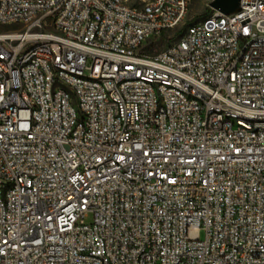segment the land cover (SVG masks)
Segmentation results:
<instances>
[{"label": "built area", "instance_id": "1", "mask_svg": "<svg viewBox=\"0 0 264 264\" xmlns=\"http://www.w3.org/2000/svg\"><path fill=\"white\" fill-rule=\"evenodd\" d=\"M192 1L0 0V264H264V0Z\"/></svg>", "mask_w": 264, "mask_h": 264}, {"label": "rangeland", "instance_id": "2", "mask_svg": "<svg viewBox=\"0 0 264 264\" xmlns=\"http://www.w3.org/2000/svg\"><path fill=\"white\" fill-rule=\"evenodd\" d=\"M212 0H193L190 4L187 16L184 22L174 29H170L166 32V38L170 40L166 45L170 42L179 39L182 34L185 32L187 27L194 22H199L203 20V15L209 10L210 3ZM8 27L0 26V31L7 30ZM160 38H156L155 42H159ZM165 45V46H166ZM201 239H205V232L200 233Z\"/></svg>", "mask_w": 264, "mask_h": 264}, {"label": "water", "instance_id": "3", "mask_svg": "<svg viewBox=\"0 0 264 264\" xmlns=\"http://www.w3.org/2000/svg\"><path fill=\"white\" fill-rule=\"evenodd\" d=\"M241 0H212L210 8L224 15H230L239 11Z\"/></svg>", "mask_w": 264, "mask_h": 264}, {"label": "trees", "instance_id": "4", "mask_svg": "<svg viewBox=\"0 0 264 264\" xmlns=\"http://www.w3.org/2000/svg\"><path fill=\"white\" fill-rule=\"evenodd\" d=\"M213 10L212 9H209L204 15H203V20L208 18L209 16H211L213 14ZM195 23V22H194ZM193 24V23H191ZM190 24V25H191ZM166 32L167 31H164L160 34V41L159 42H155V43H152L151 44V47L154 48V49H157L158 51L161 50L162 48L165 47V45L170 41L166 38Z\"/></svg>", "mask_w": 264, "mask_h": 264}]
</instances>
